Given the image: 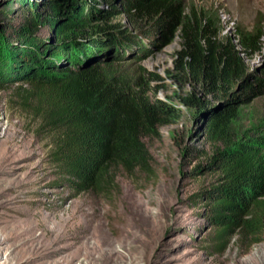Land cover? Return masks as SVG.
Segmentation results:
<instances>
[{
    "label": "rangeland",
    "instance_id": "rangeland-1",
    "mask_svg": "<svg viewBox=\"0 0 264 264\" xmlns=\"http://www.w3.org/2000/svg\"><path fill=\"white\" fill-rule=\"evenodd\" d=\"M55 1L0 0V35L14 45L22 42L23 48L19 36L27 5L35 4L42 15L50 13L42 8ZM131 1L62 0L79 13L77 35L68 41L83 45L75 52L79 65L132 77L140 68L158 75L162 82L152 84L148 94L178 108L179 117L144 138L153 158L151 171L117 169L104 190L79 192L54 165L51 137L32 108L22 105L18 84H0V264H264V235L250 244L234 228L226 248L215 251L219 228L211 225L209 190L221 177L205 165L223 147L207 137L208 119L197 116L198 108L181 103L190 86L177 71V34L152 52L160 30L151 26L159 15L141 14L128 6ZM174 1L186 11L208 12L221 35L236 28L264 33V0ZM54 36L48 27L35 34L39 41L58 44ZM262 44L261 52L246 59L258 75L264 36ZM43 58L54 61V71L65 67L64 56L47 52ZM259 128L264 129V94L239 105L230 130L243 140L255 137Z\"/></svg>",
    "mask_w": 264,
    "mask_h": 264
},
{
    "label": "trees",
    "instance_id": "trees-1",
    "mask_svg": "<svg viewBox=\"0 0 264 264\" xmlns=\"http://www.w3.org/2000/svg\"><path fill=\"white\" fill-rule=\"evenodd\" d=\"M61 3L44 6L50 13L42 15L35 4L27 5L26 25L19 36L23 48L22 42L15 46L0 35V84H18L16 95L51 137V159L67 183L79 192H99L113 183L117 169L151 171L153 158L144 138L176 122L179 109L149 96L150 86L162 82L156 74L140 68L132 77L79 65L75 52L83 45L68 41L77 35L79 13ZM128 6L141 14L159 15L151 29L177 34L181 46L177 71L190 86L180 99L185 106L198 108L207 98L222 100L235 91L249 71L246 59L263 48L261 29L236 28L231 35H221L218 21L208 12L192 7L186 11L174 0H134ZM41 27L53 30L59 43L39 41L35 34ZM47 52L66 57L65 67L54 71V61L43 58ZM263 94L264 66L238 92L240 102L223 108L205 125L207 137L223 147H217L205 165L221 177L209 190L211 225L219 228L213 236L217 252L226 248L234 228L250 244L264 235V129L243 140L230 130L239 105Z\"/></svg>",
    "mask_w": 264,
    "mask_h": 264
},
{
    "label": "water",
    "instance_id": "water-1",
    "mask_svg": "<svg viewBox=\"0 0 264 264\" xmlns=\"http://www.w3.org/2000/svg\"><path fill=\"white\" fill-rule=\"evenodd\" d=\"M170 34L168 32H160L156 39V46L152 50L154 52L156 49L161 48L166 41L170 39ZM257 76V71L253 72L251 70L248 71L246 78L240 83V85L235 89V91L231 92L228 96L223 98L222 100L216 101H207L201 104L198 107L197 116L202 119H209L216 113H218L223 108L240 102V98L238 96V92L250 81H252Z\"/></svg>",
    "mask_w": 264,
    "mask_h": 264
}]
</instances>
